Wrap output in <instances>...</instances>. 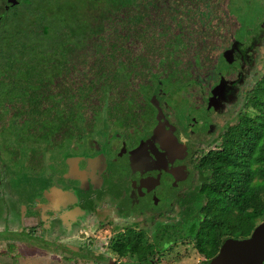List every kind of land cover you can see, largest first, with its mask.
<instances>
[{"label": "trees", "instance_id": "1", "mask_svg": "<svg viewBox=\"0 0 264 264\" xmlns=\"http://www.w3.org/2000/svg\"><path fill=\"white\" fill-rule=\"evenodd\" d=\"M56 5V17L40 7L33 11L41 22L12 26L6 19L0 25V130L17 141L12 149L27 150L31 170L49 160L48 149L54 154L64 146L69 152L84 140L92 145L96 135L111 129L139 128L141 141L130 149L131 171L151 157L150 143L170 162L174 148L178 160L188 156L191 169L211 178L200 195L216 222L240 223L245 208L263 207L264 69L253 78L235 63L251 64L262 35L247 30L243 40L232 36L237 25L231 0H63ZM215 49L220 53L213 61L208 54ZM221 56L233 73L225 68L229 77L209 83L205 75H214ZM191 83L210 89L199 114L205 118L190 115L186 122L210 136L194 144L173 112L162 113L163 94ZM230 107L226 120L216 122L214 117ZM4 139L0 133V143ZM40 152L43 159L37 158ZM162 166L154 163L153 170ZM164 225L157 232L168 228ZM138 242L118 244L115 251L138 258L136 264H156L136 255L153 253V244Z\"/></svg>", "mask_w": 264, "mask_h": 264}, {"label": "rangeland", "instance_id": "2", "mask_svg": "<svg viewBox=\"0 0 264 264\" xmlns=\"http://www.w3.org/2000/svg\"><path fill=\"white\" fill-rule=\"evenodd\" d=\"M38 1L41 2V6ZM59 1L63 0H27V2H25L27 4L22 3L21 1V4L13 10H9L6 16L10 19L11 22H13L12 26L19 22H25L26 24H28V21L29 23L41 22V20L33 10L38 11L37 8L41 7V10H43L46 15H54V17H56L60 14V11L55 10V7H57L56 2ZM231 1L233 2V16L236 18L237 25L232 32V36L237 37V39L240 38V40H243L242 38H244L247 30L251 31V34L260 31L264 26V0ZM100 6L101 4H97V9H99ZM14 18L16 19L14 20ZM213 22L214 21H210V25H212ZM35 27L39 28L37 26ZM40 30L41 27L39 28V32ZM251 34L249 32V35ZM19 39L22 40L21 37ZM249 40L250 38H248V41ZM219 51L220 50L217 49L212 50L208 55L214 61L216 56H218V54L220 53ZM239 62L240 61L238 60L235 61L237 65H239ZM228 66L229 65L226 60L223 58V56H221L218 63L215 64V68H217L218 70L216 71V69H214V75L211 76H208L207 73L205 75L206 80H208L209 83H213L221 79L223 74L224 76L229 77L225 73V68H227L228 74L231 75V73L233 72L232 69ZM263 69L264 43L257 52L254 66L250 69V72L249 67L245 68V70L248 73H252L254 75L253 78H255L257 75L263 72ZM248 76L249 75L245 76L246 79H250ZM199 79L200 77L194 78L193 82H196L195 80ZM206 88L207 85H205V83H203L202 87H199V85H197V88L195 87L194 83L186 85L184 88L178 85H173L167 92L163 94L164 97L166 95V101L168 104L165 103V106L162 109V113L166 114L173 112V116L177 118L180 127H182L184 132H186L188 135H190L191 138H193V144L198 141L197 139H201L202 141H204L210 137L209 134L205 135V132L202 131L197 132L191 126H189V124H186L190 115H196L198 118L202 119L205 118L200 116V111L203 112L204 108H206L204 107L207 96L206 92L210 90L209 89L206 91ZM210 88L212 87L210 86ZM197 105H200V107H197ZM231 109L232 108L230 107L226 113L215 116L214 119L216 120V122L226 120V116L229 115ZM186 117L188 118L186 119ZM134 131L132 130V128L127 127L123 128L120 132H114V130L111 129V132L105 133L104 136L103 134L96 135L95 139L92 141V145L88 142V140H84L73 147L72 145L74 144V142H70V147L73 148L69 149L71 150L69 152H67L68 150L66 151L64 149V146L57 148L58 150L54 149L56 150L54 154L52 153L51 149H48L50 151L48 173L42 171V166H40L39 164H35V166H33V169H30L29 173L17 174L13 177H6L5 179H3V181L0 180V236H5L6 238H9L10 235L14 237L17 236L19 238L22 236H27L28 238L31 237L29 236V234H27V232H22L21 230H19V226L17 228L12 227V230L9 231L6 228L4 219L2 218L8 217V214L11 215L12 218H17L20 212H23V207H26V213L29 209L28 207H30L31 204L38 206L44 201L46 202V204H48L45 199L47 198V196H44L42 188L49 185H55L58 186V188H63V191H68L69 188H74L75 190H77V194H71L72 196H75L79 206L82 208L78 213L74 215L73 218L75 219V221L82 220L94 222L96 219L95 215L99 211L97 209H93L94 206L99 209L101 207H111V209H113L114 213L116 214L115 218L132 219L136 222L141 219L148 227L150 225L153 227V223L158 228L161 227V225L165 224L164 226H167L168 228L161 229V231L157 232L154 237V229L148 232L146 230H140L137 227L126 228L123 230L125 231L124 233L123 231L122 233H116V237L124 235L129 240L133 241L136 237L145 238V236L148 237L150 234L152 242L149 244H153L152 252L157 253L155 256H153V259L155 260L156 258L160 257L158 258V260L160 259V261H158L157 264H190V261L193 260L196 253L194 250V245H191L189 242H186L184 240L183 244H180L182 243V241L180 242L179 238L177 237H179L180 233L182 236H186L188 235L187 232H190L192 234V238L195 233V229L199 225L200 219L203 218L200 215V209L201 207L207 206V204L205 205V203L202 202L201 195H199L196 191V188L200 189V184L198 182L199 178L196 176L186 179L184 181V184L185 187L186 185L189 186V189H187L184 188L183 183L181 182L182 179L179 180L178 184H172L171 176L163 174L161 175V182L159 186L154 188L151 192H148V194H146L145 197L142 198V200L139 196L136 198L134 196V191L130 189V186H132L130 177H132L133 175L132 172H129L132 169V167L130 166V159L125 155L126 150L122 151L124 143L126 144L127 148H130L133 142L135 143L142 138L139 128ZM0 133L5 138L4 144H9V141H14L6 131L0 130ZM109 142H112L110 144V147ZM6 147L7 146L0 144V166L2 167L0 168L1 176H8L7 173L10 172L6 170L7 166L3 165L2 162L7 163V165H9L10 163L14 164V160L10 161V154L8 153V149ZM188 147H190L189 149L192 148L191 145H188ZM20 148L22 149L24 147ZM24 150V153L20 154L18 159H22L23 157H26L28 159L30 158L27 154V150ZM59 152H62V155H60ZM36 155L37 158L43 159L41 157H43L44 155L41 152L40 155L39 153H36ZM69 155H75V157L77 158V161L75 162H77L78 169L80 168L79 170H84L85 174L87 173L86 175L89 178L87 182L83 181V179H80V182L77 183V181L73 179V176L70 175L69 172L66 173H68L70 176L60 175V172H64L66 171V169L67 171L68 169L70 170V167L68 165L70 164L71 159H66L69 157ZM96 159L100 161V165H98L97 167L89 162V160ZM28 167L32 168L30 166ZM9 168L13 169L11 167ZM201 190L203 189L201 188ZM86 195L87 197H85ZM182 200L184 201V203ZM183 204L185 205V207ZM60 207H66V205ZM73 207L74 208L72 210L74 211L76 207H78V205ZM187 207H190L191 209L188 211ZM47 212L50 213V208L47 210ZM93 212L94 215H91L93 214ZM176 216H179L180 218H176ZM107 218H109V216H107ZM110 218H113V215H111ZM72 224L75 225L76 223L74 221H71L69 223L62 221V218H50V222H48L46 225L48 228L46 229V233H48V239H46V241L42 244L47 245L55 242V237H52L53 231L59 238H63L64 236H66L67 231ZM240 227L241 226H237L236 229H239ZM73 230H75V227L73 228ZM82 231L84 230L82 229L81 232ZM80 234L82 235V233ZM44 237L46 238L45 234ZM24 244L25 243L15 242L13 247L9 245L8 240L2 241V239H0V253L9 252L14 255L17 254L22 259H37L40 264H43L46 261H52L49 258V255L40 257L35 253H31V255L23 254V252L26 253L30 249L26 248L23 251L22 245ZM33 251H35L37 254L40 252L36 250ZM79 252L80 249L78 252H76V254H78ZM150 254H152L151 250L149 253L142 251L136 255L140 256L141 258H149ZM99 258L102 259V255H100ZM131 259V261L127 260L126 263H137L136 257L134 258L133 256L131 257ZM11 261H15V259H12ZM1 262L4 263L5 261ZM192 262L194 263V260Z\"/></svg>", "mask_w": 264, "mask_h": 264}, {"label": "flooded vegetation", "instance_id": "3", "mask_svg": "<svg viewBox=\"0 0 264 264\" xmlns=\"http://www.w3.org/2000/svg\"><path fill=\"white\" fill-rule=\"evenodd\" d=\"M21 1L22 3L27 2V0H0V25L4 21H6V19L10 21L6 14L9 12V10L11 11L19 6L21 4ZM259 32L262 36L260 38L259 44L256 45L258 46V50L264 43V28ZM256 46L251 45L250 53H253L255 51ZM253 55L254 60L251 62V64L242 62L238 66H242V69L249 67L250 72V69L254 66L256 59L254 53ZM1 125L2 124H0V127ZM4 130L6 131V129ZM151 139L153 140V138ZM140 141L141 140H138L137 143H139ZM16 142L17 141L14 140L9 141V144L0 143L1 145L7 146L6 148L8 149V153L10 154V161L14 160V164L10 163L9 165L2 162L3 165L7 166L6 170L10 172H6L8 176L0 175L1 181H3V179H5L6 177H13L17 174H25L30 172V168L28 167L30 158L27 159L26 157H23L22 159H18L19 155L24 153L25 148H19L18 150L12 149V146H14ZM150 146V153H152L151 157L147 155L149 157V159L147 158L148 160H139L140 164H138V170L129 171L133 174L132 177H130V181L132 182V186H130V189L134 191V196H139L142 200V198H144L145 195L148 194V192H151L154 188L159 186L161 182V175L163 174L171 176L172 184H178L179 179H182L181 182L183 183L184 188L187 189H189V186L186 185L185 187L184 181L186 179L197 176L199 178L198 182L200 184V189L196 188V191L200 195L201 188L206 185L208 180L211 179L210 177L206 176L205 172L199 173V171L196 172V170L191 169L188 156H184V159L181 158L182 160H178L179 157L177 158L176 150L174 148L171 149L173 154V156H171L175 159L172 158L173 161L170 162V156L162 154V149H153V143H150ZM130 149L131 147L127 148L126 144L124 143L122 151L126 150L125 155L129 159H131ZM153 151H155L156 154H153ZM187 151V149L184 150V152ZM72 158L73 159H71L70 164L68 165L70 167V170L68 169L67 171L66 169V171L60 172V175H72L73 179L76 180L77 183L80 182V179H83V181L87 182L89 180L86 175L87 173L85 174V171L79 170L80 168L78 169V167L75 170L74 164L77 163L75 162L77 161V158ZM89 162H91L96 167L100 165V161H98L97 159L89 160ZM48 163L49 160L44 161V163L41 162L39 164L40 166H42V171H45L47 173L49 172ZM154 163H159V165H163L162 167L165 168L156 169L153 173ZM180 164H183V166H181ZM174 165L181 166L182 170L179 168H177V170L173 169ZM8 166L13 169H10ZM0 168L2 167L0 166ZM66 172H69L70 175ZM42 191L44 192V196H47V198L45 199L48 204H46L45 201L43 202L44 204L42 203L43 205L40 204L37 206L31 204L30 207H28L29 209L26 213V207H23V212H20L17 218H12V216L9 214L8 217L2 218L4 219L6 228L9 231L12 230V227L17 228L19 226V230H21L22 232H27V234H29V236L31 237L28 238L27 236H22L19 238L17 236L14 237L10 235L9 238L0 236V239H2V241L8 240L9 245L11 246H13L15 242L25 243L24 245H22L23 251L26 248L30 249L26 253L23 252V254L31 255V253H35L40 257L49 255V258L52 261H46L43 264H127V260H132L131 256L120 255L117 251H115V246L118 244H122L121 246H123L130 243L131 240H129L124 235L116 237V233H122V231L126 228L137 227L140 230H146L148 232L154 229V237L157 230L159 229L154 223L153 227L151 225L149 227L146 226L144 224V221L141 219H139L138 222L132 219H117L115 218L116 214L114 213V210L111 209V207H101L99 209L93 206V209L99 210L95 215L96 219L94 222L82 220L75 221V219L73 218L74 215L78 213L82 208L79 206L75 196H72L71 194H77V190H75L74 188H69L68 191H63V188H58V186L55 185H49L43 187ZM85 197H87V195ZM65 205L66 207H60ZM76 205H78V207H76V209L73 211V206ZM49 208L50 213L47 212ZM190 209V207H187L188 211ZM200 210V215L203 218L200 219L199 225L195 229L193 237L191 238L192 234L190 232H187L188 235L186 236H182L180 233L179 237H177L179 238L180 242L182 241V243L180 244H183L184 240L186 242H189L191 245H194V250L196 252L195 257L193 258L194 263L192 262V260L190 261V264H264V205L260 209H255L253 207L245 208L244 220L240 223L236 222L235 220L233 221L232 219L228 220V218H225L224 220H217L216 222L210 216L209 207H201ZM91 215H94V212ZM111 215H113V218H110ZM107 216H109V218H107ZM50 218H62V221L68 223L74 221L76 224H72L70 226L66 236H64L63 238H59L53 231L52 237H55V242L43 245L42 243L45 242L46 239H48V233H46V229L48 228L46 225L48 222H50ZM176 218L180 217L176 216ZM237 226L241 227L239 229H236ZM74 227L75 230H73ZM82 229L84 231L81 232ZM124 232L125 231H123V233ZM80 233H82V235ZM44 234L46 235V238L44 237ZM146 237L147 236H145V238H135V240H139L138 243L140 244L151 243V235L149 234V236L147 238ZM79 249L80 252L76 254ZM33 250L40 252L37 254ZM156 254V252H153L152 254H150L149 258L153 260V256H155ZM100 255H102V259L99 258ZM158 258L155 259L156 264L158 261H160V259L158 260ZM12 259H15V261H11ZM1 261L5 262L2 263ZM1 263L40 264L37 259H22L17 254L14 255L9 252L0 253V264Z\"/></svg>", "mask_w": 264, "mask_h": 264}, {"label": "water", "instance_id": "4", "mask_svg": "<svg viewBox=\"0 0 264 264\" xmlns=\"http://www.w3.org/2000/svg\"><path fill=\"white\" fill-rule=\"evenodd\" d=\"M74 169H75V170L77 169V163L74 164Z\"/></svg>", "mask_w": 264, "mask_h": 264}]
</instances>
